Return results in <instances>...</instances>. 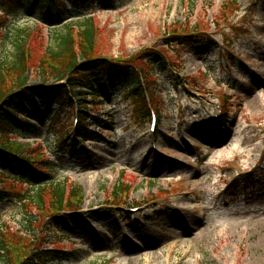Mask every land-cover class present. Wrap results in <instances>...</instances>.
Listing matches in <instances>:
<instances>
[{"label": "rangeland", "instance_id": "374dc122", "mask_svg": "<svg viewBox=\"0 0 264 264\" xmlns=\"http://www.w3.org/2000/svg\"><path fill=\"white\" fill-rule=\"evenodd\" d=\"M83 14L93 16L94 56L140 69L143 104L134 109L119 79L93 77L98 98L77 88L73 108L32 104L30 139L0 137V188L15 199L35 192L8 178L20 174L7 162L12 148L50 181L80 187L82 199L81 213L60 223L48 190L43 210L0 202V264L41 249L63 252L49 264H264V0H91L52 26L34 9L0 23L31 31L35 61L63 35L78 53ZM11 53L0 48V61ZM138 109L155 113L154 135ZM75 116L84 120L78 141Z\"/></svg>", "mask_w": 264, "mask_h": 264}, {"label": "trees", "instance_id": "16d2710c", "mask_svg": "<svg viewBox=\"0 0 264 264\" xmlns=\"http://www.w3.org/2000/svg\"><path fill=\"white\" fill-rule=\"evenodd\" d=\"M88 1L69 0L68 6L71 10H75L83 8ZM33 7L38 10L39 18L47 21L53 18V14L59 17L61 14L66 13V6L60 3L59 0H0V15L16 17L23 10H29ZM3 23H0V48L9 45L12 53L9 62L0 61V137L9 135L27 138L29 132L35 130L30 123L22 119L23 114H25L24 109L31 102L51 99L60 108L72 106L70 96L75 98L77 92L79 95L80 91H75L77 88H79L78 90H89L92 97H98L97 91H95L91 82L93 77L112 75L117 79H121L124 93L132 97L133 107L143 104V96L140 92L139 78L142 75L140 69L134 66L119 65L92 54L91 49L94 44L96 28L91 16H84L82 24L79 25L77 36L81 43L78 47V53L74 52L71 37L63 35L56 40L54 49H43L42 55L35 61L32 57L31 31L26 28H8ZM78 54L85 60L83 61L84 64H78ZM34 66H36V71L33 78H36L38 83L31 84L29 71ZM145 77L147 78V75ZM63 80L66 81V88L58 85ZM49 82L52 83V86L45 85ZM76 101L82 104L80 99H76ZM18 106L23 108V111L20 112L21 115L16 113ZM138 110H140V113L138 112L137 120L148 116L147 111ZM21 131L26 135H23ZM7 152L12 153V148H8ZM28 161L32 163L30 160ZM38 163L46 165L42 161ZM12 165L15 168L20 166L18 170L20 174L9 178L26 184H32V181L35 180L40 183L31 185L35 192L23 194L18 199H15L17 195L0 188V202L12 200L13 198V204L17 205L21 202L19 205L34 204L38 210H43L42 195L48 190L49 206L53 211L52 218L57 223H60V220L65 217V213L76 212L80 209L78 206L80 204L79 200H82L80 187L75 186L67 190L63 182L49 181L47 175L19 160L13 159ZM3 250L4 247L0 243V261H4L5 258ZM60 254L59 251L36 250L22 264H48L53 260H62Z\"/></svg>", "mask_w": 264, "mask_h": 264}]
</instances>
